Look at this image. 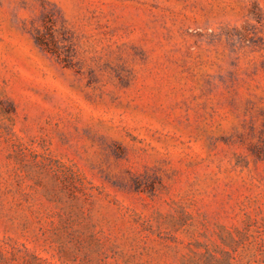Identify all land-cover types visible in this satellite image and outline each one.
<instances>
[{"label": "rangeland", "instance_id": "374dc122", "mask_svg": "<svg viewBox=\"0 0 264 264\" xmlns=\"http://www.w3.org/2000/svg\"><path fill=\"white\" fill-rule=\"evenodd\" d=\"M0 264H264V0H0Z\"/></svg>", "mask_w": 264, "mask_h": 264}]
</instances>
